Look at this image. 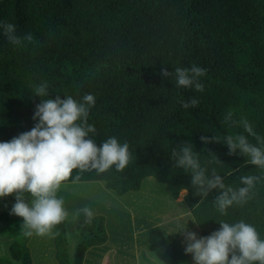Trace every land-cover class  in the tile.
I'll return each instance as SVG.
<instances>
[{"label":"trees","instance_id":"16d2710c","mask_svg":"<svg viewBox=\"0 0 264 264\" xmlns=\"http://www.w3.org/2000/svg\"><path fill=\"white\" fill-rule=\"evenodd\" d=\"M5 23L14 24L20 36L31 33L34 42L15 46L0 27V142L34 127L42 99L81 101L92 94L88 124L96 131L89 138L97 146L109 137L126 142L130 161L123 171L73 170L61 185L99 184L111 199L139 190L144 178L153 177L174 200L187 189L183 201L200 237L218 230L221 221L243 220L264 239V168L238 150L229 155L223 142L227 135L243 134L264 147L240 123L247 119L264 141V0H0V25ZM193 64L206 69L199 78L203 92L177 87L174 76L160 72ZM42 83L46 97L35 95ZM191 98L198 105L183 108L181 102ZM184 144L198 153L205 175L210 178L215 169L226 187L238 190L245 186L241 177H258L246 202L234 203L222 215L214 203L220 189L204 199L193 195L190 171L177 167L171 156ZM150 184L145 181L142 189ZM152 186L167 194L164 185L152 181ZM12 206L0 197V241L8 246L0 264H32L30 237L22 235L23 220L11 214ZM105 222L103 214H95L91 225L83 216L57 225L58 264H82L87 249L108 240ZM92 253L85 264H94Z\"/></svg>","mask_w":264,"mask_h":264},{"label":"clouds","instance_id":"9594fccd","mask_svg":"<svg viewBox=\"0 0 264 264\" xmlns=\"http://www.w3.org/2000/svg\"><path fill=\"white\" fill-rule=\"evenodd\" d=\"M0 27H3L7 40L15 46L23 47L26 43L34 42L31 33L18 35L14 24L5 23ZM160 72L167 79L174 76L177 87L194 88L198 92L204 90L199 78L206 74V69L196 64L176 67L172 72L162 67ZM35 95H49L46 83L35 88ZM181 103L185 109L195 108L198 100L191 98ZM94 104L92 94H85L81 101L72 96L42 99L35 107L33 119L38 120L34 127L10 141L0 142V197L15 195L11 214L22 218V235L50 238L58 235L53 229L68 219L69 213L63 199L58 198L56 193L61 184L72 177L73 170L80 173L95 170L101 174L112 167L123 171L128 165L130 154L126 142L121 144L115 137H109L97 146L89 138V133L96 131L94 126L88 124L89 108ZM231 115L229 112L226 120ZM240 123L258 143H264L247 119ZM200 139L204 143L209 142L206 136ZM211 139L219 141L215 136ZM223 142L228 146L229 155L238 150L240 154L250 157L252 165L264 168V147L249 143L243 134L227 135ZM171 156L175 158L177 167L190 171L191 185L195 188L193 195L204 199L213 189L221 190L214 203L222 215L227 214V209L234 203L246 202L250 189L259 179L255 176L241 177L245 186L234 190L225 186L215 169L210 178L205 175L206 169L201 167L198 153L193 151L191 144L180 146L179 151L173 148ZM79 179L78 174L73 182ZM25 193L30 200H26ZM183 196H187L186 188L183 189ZM81 216L85 225H91L95 213L85 206L72 213V220H79ZM181 231L185 238L184 251L192 254L194 264H264V239L260 238L252 224L243 220L233 224L221 221L218 230L199 238L197 233L185 228Z\"/></svg>","mask_w":264,"mask_h":264},{"label":"rangeland","instance_id":"374dc122","mask_svg":"<svg viewBox=\"0 0 264 264\" xmlns=\"http://www.w3.org/2000/svg\"><path fill=\"white\" fill-rule=\"evenodd\" d=\"M101 183L104 186V183ZM158 184L165 185L159 182ZM100 190L101 186L95 183L63 184L56 195L63 199L69 217L72 216L73 211L88 206L95 214H103L106 221L109 219L108 229L106 227L108 239V231L114 229L112 231L113 246L118 251L120 264L129 262L131 264L134 262L136 264H194L192 254H186L184 251L185 238L181 230L185 228L187 231L195 232L198 238L200 234L195 227L190 210L183 201V194L174 200L170 193L166 192L165 195V192H157L151 185L141 189L139 193L123 194L113 197L114 199H108V196L105 197ZM10 196L15 201V195ZM25 196L26 200L31 199L28 194ZM101 199L106 202L102 203ZM146 199H149L148 204H142V201ZM10 202L14 204L13 201ZM111 220L113 227H111ZM40 237L35 235V242ZM131 237L134 240L133 243ZM0 253L4 256L8 253V246L4 241H0ZM113 262V251H109L104 256L102 264H113Z\"/></svg>","mask_w":264,"mask_h":264},{"label":"crops","instance_id":"0c3cea01","mask_svg":"<svg viewBox=\"0 0 264 264\" xmlns=\"http://www.w3.org/2000/svg\"><path fill=\"white\" fill-rule=\"evenodd\" d=\"M145 181H147V184L151 183V185H152V181H155L156 183H158V181L155 178L146 177L142 181L141 189H142ZM164 187L166 188L167 193H169V190H168L167 186L164 185ZM141 189H139L138 191H129V192L125 193V195L139 193L141 191ZM110 191L112 193H114V194L116 193L113 190H110ZM82 194H84V193H82ZM152 194H153V192H152ZM116 195H118V194L116 193ZM150 195H151V193H150ZM95 197H97V195H95ZM3 198L5 200H7V201L9 200V201H13L15 203L13 198H5V197H3ZM149 199L143 200L142 204L145 205L147 202H149ZM100 201L102 203L106 202L103 199H101ZM113 206L115 207V203H114ZM73 212H75V211H73ZM68 219H72V216H70ZM108 221H109V219H107V221H106L107 229H108V226H107ZM108 232H109V236L110 237L104 244L97 245V246H92L89 249H87V251H86V253L84 255L82 264H85V259H86L87 253L89 251L93 252L92 255H91V258H92V262L94 264H102L104 256L109 251H113V261H114L113 264H120L119 260H118V255H119L118 251L113 246V239L111 238L110 231H108ZM131 235H132V233H131ZM33 237H34V234L29 238V241H28V245H29V248H30V254H31V257H32V264H36V263L37 264H58V262L55 259V255H54V241H53V238H50L48 236L40 237V239L36 240L35 244H32ZM133 241L134 240L132 238V243H133ZM101 247H105V248L101 249ZM128 264H131V262H129ZM134 264H136V263L134 262Z\"/></svg>","mask_w":264,"mask_h":264},{"label":"bare ground","instance_id":"6f19581e","mask_svg":"<svg viewBox=\"0 0 264 264\" xmlns=\"http://www.w3.org/2000/svg\"><path fill=\"white\" fill-rule=\"evenodd\" d=\"M109 190V189H108Z\"/></svg>","mask_w":264,"mask_h":264}]
</instances>
